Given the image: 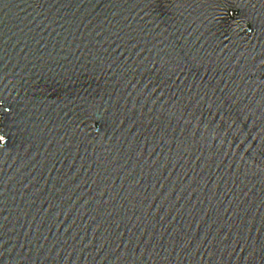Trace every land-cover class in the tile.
<instances>
[{"label": "water", "instance_id": "95a60500", "mask_svg": "<svg viewBox=\"0 0 264 264\" xmlns=\"http://www.w3.org/2000/svg\"><path fill=\"white\" fill-rule=\"evenodd\" d=\"M0 264H264V0H0Z\"/></svg>", "mask_w": 264, "mask_h": 264}]
</instances>
